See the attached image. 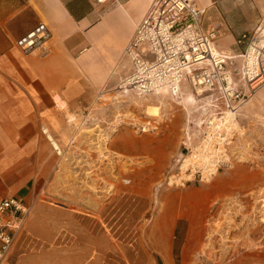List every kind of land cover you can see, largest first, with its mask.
<instances>
[{"label":"crops","instance_id":"0c3cea01","mask_svg":"<svg viewBox=\"0 0 264 264\" xmlns=\"http://www.w3.org/2000/svg\"><path fill=\"white\" fill-rule=\"evenodd\" d=\"M195 1L206 9L237 0ZM256 2L260 8L259 0ZM150 5L151 0H0V202L18 198L31 208L6 260L12 251L16 253L2 264H105L116 259L118 247L123 248L117 242H102L98 213L86 203L91 200L84 184L94 183L96 176L86 181L83 167L77 168L76 177L64 175L63 159L48 132L62 148L69 145L75 131H100L97 105L131 74L132 63L125 49ZM259 12L256 19L264 15V10ZM40 22L52 33L50 53L25 55L16 40ZM182 86L186 91V84ZM261 93L264 90L259 97ZM211 98L205 96L198 103L207 105ZM194 109L195 105L192 115ZM115 128L112 120L103 125L104 131ZM65 184L76 191L61 190ZM255 184L259 189L264 179L258 176L240 182L217 178L209 185L167 193L146 239L135 241L140 246L131 249L124 246L122 264H264V219L256 224L244 222L235 242L205 239L207 231L215 230L214 225H206L214 206L235 197L236 189H254ZM44 199L52 203L45 205ZM43 212L65 216L59 226L60 239H53L48 231L41 255L31 251L20 254L16 247L22 238L38 236L35 227ZM250 213L248 210L241 222L250 219ZM180 227L184 239L176 245Z\"/></svg>","mask_w":264,"mask_h":264},{"label":"rangeland","instance_id":"374dc122","mask_svg":"<svg viewBox=\"0 0 264 264\" xmlns=\"http://www.w3.org/2000/svg\"><path fill=\"white\" fill-rule=\"evenodd\" d=\"M237 3L238 7L233 6ZM256 3V0H237L205 9L203 26L215 33L220 50L233 62L232 68L242 64L241 55L249 47V37L264 24V15L256 19L259 11L264 10V0H259L260 8ZM244 34L247 38L243 39ZM233 78L241 87L243 83L235 73ZM185 80L182 84L187 88L183 91L181 84L178 101L171 94L157 98V94L124 92L118 86L116 91L103 95L97 105L100 131H75L71 138L74 146L70 140L69 145L62 147V154L56 150L63 159L64 175L76 177L77 168L83 167L86 181L96 176L94 183L84 184V190L91 200L86 203L93 205L98 213L102 242H117L118 246L129 249L140 246L135 241L146 239L167 193L209 185L217 178L240 182H250L258 176L264 179V96L261 93L259 97L264 83L248 95L245 103H234L233 108L239 106L232 110L217 99L219 95L207 105L199 104L209 93L193 87L188 78ZM108 120L115 122L114 131H104L103 125ZM70 121L77 124L73 116ZM121 138H127L128 142L118 143ZM82 145L84 149L78 150ZM254 186L249 190L238 188L235 197L214 206L206 225H214L215 230L205 233L206 240L235 242L236 232L244 222L256 224L264 219V184L259 189ZM61 190L75 192L76 187L65 184ZM43 202L50 204L52 200ZM248 210L251 218L241 222ZM64 220L63 214L50 216L43 212L41 222L35 227L38 236L27 234L16 249L20 254L31 251L41 255L45 250L42 240L47 238L48 231L53 239L59 240V226ZM184 224L187 225L186 220ZM69 236L74 237L71 233ZM183 239L180 227L176 245ZM124 246L118 247L116 259L105 264H122ZM102 250L108 253V248ZM13 253L16 252L12 251L6 261L12 259Z\"/></svg>","mask_w":264,"mask_h":264},{"label":"built area","instance_id":"2783aa9c","mask_svg":"<svg viewBox=\"0 0 264 264\" xmlns=\"http://www.w3.org/2000/svg\"><path fill=\"white\" fill-rule=\"evenodd\" d=\"M205 13L195 0H151L125 49L132 72L119 84V89L140 94H159L167 89L179 97L181 84L188 78L201 92L211 97L219 95L215 98L222 99L232 110L245 103L248 95L264 83V24L249 37V47L241 55L242 64L232 68L233 62L220 50L215 33L203 26ZM51 38L48 25L40 22L17 39L16 46L25 55L35 52L47 55ZM242 38H247V34ZM257 51L256 66L253 57ZM233 73L243 83L241 87ZM236 102L239 105L233 108ZM30 213L31 208L21 199L7 198L0 202V264L8 257Z\"/></svg>","mask_w":264,"mask_h":264},{"label":"bare ground","instance_id":"6f19581e","mask_svg":"<svg viewBox=\"0 0 264 264\" xmlns=\"http://www.w3.org/2000/svg\"><path fill=\"white\" fill-rule=\"evenodd\" d=\"M261 45H262V43H261ZM258 52V51H257ZM256 52V54L254 55V57H253V59H254V62H256V66H257V64H258V54H259V52L257 53ZM186 81V80H185ZM260 92H261V90H260ZM259 92V93H260ZM170 93H169V91L167 90V89H163L162 90V92H160L159 94H157L158 95V97L157 98H160V97H165V96H168ZM263 96H264V94H263ZM116 99H118V96H116ZM174 100H179V99H176V97H174L173 98ZM162 101V100H161ZM162 103H163V101H162ZM165 103V102H164ZM179 103H181V102H179ZM155 108H158V107H155ZM48 135H49V138H50V140H51V142H52V144H53V146L58 150V153L59 154H62L63 153V150H62V148H61V145H60V143L53 137V135L52 134H50L49 132H48ZM127 143L128 142V139L127 138H121V139H119V141H118V143ZM198 156H193V158H195V159H198L197 158ZM203 159V158H202ZM208 160V159H207ZM172 181V180H171Z\"/></svg>","mask_w":264,"mask_h":264}]
</instances>
